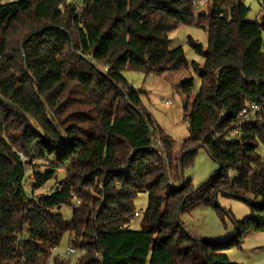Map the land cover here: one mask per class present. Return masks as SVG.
Here are the masks:
<instances>
[{"label":"trees","instance_id":"16d2710c","mask_svg":"<svg viewBox=\"0 0 264 264\" xmlns=\"http://www.w3.org/2000/svg\"><path fill=\"white\" fill-rule=\"evenodd\" d=\"M260 6L251 21L244 0H0V264H70L53 250L64 234L74 264H237L225 252L264 232ZM192 24L207 36L205 47L188 41L201 63L168 47ZM125 70L163 77L178 95L188 131L178 156ZM248 104L258 109L239 122ZM201 147L218 169L194 187L183 171ZM139 193L147 204L130 229ZM219 194L249 205L232 238L190 235L179 215L194 207L232 217Z\"/></svg>","mask_w":264,"mask_h":264},{"label":"rangeland","instance_id":"374dc122","mask_svg":"<svg viewBox=\"0 0 264 264\" xmlns=\"http://www.w3.org/2000/svg\"><path fill=\"white\" fill-rule=\"evenodd\" d=\"M82 0H66L76 6L81 4ZM249 6L246 20H259L262 9L260 0H244ZM205 8V9H204ZM208 5L202 9L206 12ZM191 39L206 46V32L195 25H181L169 33L170 49L177 46L182 47L184 56L188 63L191 61L202 62V57L195 53L188 41ZM123 76L131 87L138 93L141 104L151 114L158 127L174 141V154L179 155L181 145L188 136L187 117L184 113L181 101L173 90L171 84L163 77L154 75H145L140 71L125 70ZM199 85V79L194 75L193 92H196ZM165 101H169L167 104ZM238 135L234 130L230 137ZM257 153L264 161V143H259ZM218 169V164L208 155L204 148H198L191 167L185 168L183 177L189 178L194 187L200 186L214 171ZM62 174H60L61 176ZM54 181H50L45 187L35 190V195H40L49 190ZM218 205L228 210L232 217L223 213L219 217L215 211L209 207L197 206L189 212H183L179 215V220L183 227H186L192 236L215 241H229L234 234L233 219H241L249 213V205L245 200L219 194L216 197ZM147 204V194L139 193L134 199V207L137 215L130 222V229H138L140 226V217ZM63 218L69 220L72 216V206L63 205L59 208ZM68 246V234H64L56 253L64 257L70 264H74L79 257V253L66 254ZM228 259L237 264H264V232H255L243 237L240 248L233 247L227 250Z\"/></svg>","mask_w":264,"mask_h":264},{"label":"built area","instance_id":"2783aa9c","mask_svg":"<svg viewBox=\"0 0 264 264\" xmlns=\"http://www.w3.org/2000/svg\"><path fill=\"white\" fill-rule=\"evenodd\" d=\"M191 2L196 9L199 6H201L205 2V0H191ZM168 102L169 101H165L166 104ZM257 109H258V106H255V105L248 104L247 106H245L243 109H241V111L238 114V116L240 117L239 122H241L243 120L251 119L253 117L254 113L257 111ZM74 203H75V205H77L79 203V200L75 198ZM53 250L56 251L57 247H54ZM74 252H75V249L71 245H68L66 247V254L67 255L73 254ZM49 264H50V262H49Z\"/></svg>","mask_w":264,"mask_h":264},{"label":"water","instance_id":"95a60500","mask_svg":"<svg viewBox=\"0 0 264 264\" xmlns=\"http://www.w3.org/2000/svg\"><path fill=\"white\" fill-rule=\"evenodd\" d=\"M21 114L26 118V116L23 114V112L21 111ZM49 115L51 116V118H53L52 117V114L49 112ZM27 119V118H26Z\"/></svg>","mask_w":264,"mask_h":264},{"label":"crops","instance_id":"0c3cea01","mask_svg":"<svg viewBox=\"0 0 264 264\" xmlns=\"http://www.w3.org/2000/svg\"><path fill=\"white\" fill-rule=\"evenodd\" d=\"M200 63V62H199ZM185 228V230L190 234V235H192V233L186 228V227H184Z\"/></svg>","mask_w":264,"mask_h":264}]
</instances>
